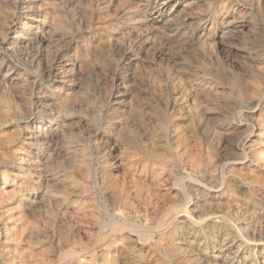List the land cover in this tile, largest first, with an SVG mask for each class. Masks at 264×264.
<instances>
[{
    "label": "rangeland",
    "instance_id": "obj_1",
    "mask_svg": "<svg viewBox=\"0 0 264 264\" xmlns=\"http://www.w3.org/2000/svg\"><path fill=\"white\" fill-rule=\"evenodd\" d=\"M0 264H264V0H0Z\"/></svg>",
    "mask_w": 264,
    "mask_h": 264
},
{
    "label": "bare ground",
    "instance_id": "obj_2",
    "mask_svg": "<svg viewBox=\"0 0 264 264\" xmlns=\"http://www.w3.org/2000/svg\"><path fill=\"white\" fill-rule=\"evenodd\" d=\"M22 32H23V29H22V31L17 35V37H16L17 39H19V38L22 36ZM245 160H246V159H245ZM192 182H193V181H192ZM175 210H176V209H175ZM187 218H188V217H187ZM190 219H191V218H190ZM192 222H193V221H192ZM189 223H190V222H189ZM125 228H126V227H125ZM136 231H137V230H136ZM136 231H135V232H136ZM138 231H139V230H138ZM138 231H137V232H138ZM162 232H163V230H162ZM143 233H144V232H143ZM157 233H158V232H157ZM140 238H141V237H140ZM111 241H112V240H111ZM247 243H248V242H247ZM103 258H104V257H103Z\"/></svg>",
    "mask_w": 264,
    "mask_h": 264
}]
</instances>
